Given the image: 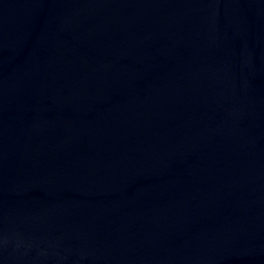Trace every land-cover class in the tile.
I'll use <instances>...</instances> for the list:
<instances>
[{"label": "water", "instance_id": "water-1", "mask_svg": "<svg viewBox=\"0 0 264 264\" xmlns=\"http://www.w3.org/2000/svg\"><path fill=\"white\" fill-rule=\"evenodd\" d=\"M0 264H264V0H0Z\"/></svg>", "mask_w": 264, "mask_h": 264}]
</instances>
